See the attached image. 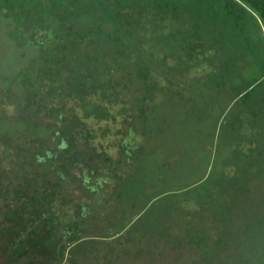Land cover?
<instances>
[{
  "label": "trees",
  "instance_id": "16d2710c",
  "mask_svg": "<svg viewBox=\"0 0 264 264\" xmlns=\"http://www.w3.org/2000/svg\"><path fill=\"white\" fill-rule=\"evenodd\" d=\"M0 16L35 53L0 86V264H264V0Z\"/></svg>",
  "mask_w": 264,
  "mask_h": 264
},
{
  "label": "rangeland",
  "instance_id": "374dc122",
  "mask_svg": "<svg viewBox=\"0 0 264 264\" xmlns=\"http://www.w3.org/2000/svg\"><path fill=\"white\" fill-rule=\"evenodd\" d=\"M7 24H8L7 20L3 19L0 16V86H4V84L7 83L6 81H4L3 78L10 79L15 73H18V70H20V68H22L26 63H28L29 58L35 56L34 50L33 48H31V46H29V44L18 45L10 38L8 32L9 27L7 26ZM175 75H176L174 77L175 79L179 78L177 74ZM2 98L3 96L0 95V99ZM13 111H14V106L12 99L0 100L1 114L12 115ZM207 145L210 144L207 143ZM211 151H212V156L215 155V157L219 155L226 157L228 155V152H225L226 149L223 146H220L219 142L216 141L213 144ZM219 166L220 163H218L216 160H213V158H211V161H209L208 163L207 169L213 171L215 168L216 169L219 168ZM188 168H194V164H190ZM148 262L149 261H147L146 258L143 259L138 258L137 260L127 261L124 264H146V263L149 264ZM91 264H95V262L91 260ZM110 264H114V263H110Z\"/></svg>",
  "mask_w": 264,
  "mask_h": 264
}]
</instances>
